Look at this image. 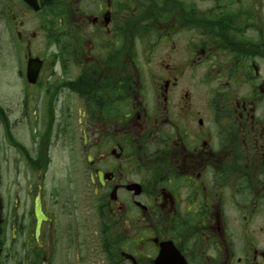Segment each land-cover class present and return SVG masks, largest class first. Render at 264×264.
Here are the masks:
<instances>
[{"label":"flooded vegetation","instance_id":"obj_1","mask_svg":"<svg viewBox=\"0 0 264 264\" xmlns=\"http://www.w3.org/2000/svg\"><path fill=\"white\" fill-rule=\"evenodd\" d=\"M41 1L63 80L0 94V264H264L262 0Z\"/></svg>","mask_w":264,"mask_h":264},{"label":"rangeland","instance_id":"obj_2","mask_svg":"<svg viewBox=\"0 0 264 264\" xmlns=\"http://www.w3.org/2000/svg\"><path fill=\"white\" fill-rule=\"evenodd\" d=\"M263 4V23H264V0ZM13 8L15 12L24 19L23 32L25 39L19 44L15 24L11 22L10 11L8 19L4 17L5 9ZM51 17L46 8L39 12H34L26 6L23 0H0V94L2 102L11 100L16 102L17 92H44L51 88V92L61 87V68L60 65L52 67L48 65L42 81L38 85H31L26 78V65L28 59V43L31 41V52L34 56H40L46 62L54 60V51L57 46L50 43ZM36 32L33 38L31 35ZM259 67L262 71V80L264 81V59L259 61ZM52 75V76H51ZM259 84V83H258ZM6 97V99H4Z\"/></svg>","mask_w":264,"mask_h":264},{"label":"water","instance_id":"obj_3","mask_svg":"<svg viewBox=\"0 0 264 264\" xmlns=\"http://www.w3.org/2000/svg\"><path fill=\"white\" fill-rule=\"evenodd\" d=\"M25 2L35 11L41 9L40 0H25ZM44 61L39 57H30L27 66V78L30 83H36L39 79Z\"/></svg>","mask_w":264,"mask_h":264},{"label":"trees","instance_id":"obj_4","mask_svg":"<svg viewBox=\"0 0 264 264\" xmlns=\"http://www.w3.org/2000/svg\"><path fill=\"white\" fill-rule=\"evenodd\" d=\"M44 4H48L49 5V1H44ZM44 8H46V6L44 7ZM47 9V8H46ZM49 15V14H48ZM50 16V15H49ZM51 17V26L52 25H54L55 23H56V21H55V17H53V16H50ZM51 28V27H50ZM49 28V32H50V41L52 42L53 40H54V38H53V35L55 34V33H52Z\"/></svg>","mask_w":264,"mask_h":264}]
</instances>
